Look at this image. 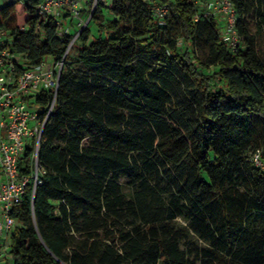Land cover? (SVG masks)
<instances>
[{
  "label": "trees",
  "instance_id": "obj_1",
  "mask_svg": "<svg viewBox=\"0 0 264 264\" xmlns=\"http://www.w3.org/2000/svg\"><path fill=\"white\" fill-rule=\"evenodd\" d=\"M43 1L0 9L18 71L79 32L66 10L41 19ZM76 1L89 21L42 131L45 173L10 213L11 264H264V0H230L235 51L208 0Z\"/></svg>",
  "mask_w": 264,
  "mask_h": 264
},
{
  "label": "built area",
  "instance_id": "obj_2",
  "mask_svg": "<svg viewBox=\"0 0 264 264\" xmlns=\"http://www.w3.org/2000/svg\"><path fill=\"white\" fill-rule=\"evenodd\" d=\"M93 8L94 5L92 11ZM63 10L77 20L79 32L71 40L61 59L45 58L29 70H17L19 57L11 52L8 35L0 28V239L4 244L10 239L9 252L0 245V260L10 258L11 238L16 227V222L10 215L12 208L22 201L29 185L32 186V194L34 193L40 177L45 173L38 160L42 131L54 106L65 56L81 29L88 23V20L85 22L82 18L81 2L76 0H44L37 14L42 19L49 15L59 16ZM167 11L166 6H161L155 9V14L161 19ZM204 15L220 18L225 26L222 38L235 51L238 36L235 12L230 0H208ZM38 28L39 25L37 30ZM25 29V26L19 28L20 31ZM62 33L63 31L60 35ZM44 91L52 92L53 98L50 104L42 108L36 99ZM37 105L39 107L35 108ZM28 150L29 171L24 173V156ZM251 162L264 171V159L260 151L252 154Z\"/></svg>",
  "mask_w": 264,
  "mask_h": 264
},
{
  "label": "rangeland",
  "instance_id": "obj_3",
  "mask_svg": "<svg viewBox=\"0 0 264 264\" xmlns=\"http://www.w3.org/2000/svg\"><path fill=\"white\" fill-rule=\"evenodd\" d=\"M13 1H16V0H0V9L3 8V7H5L6 5H8L9 3L13 2ZM18 1H20V0H18ZM83 5H84V4H83ZM93 5H94L93 2H91V4H89V5H87L88 10H89V8H90V10H91L92 7H93ZM63 14H64V13H63ZM63 14H62V15H63ZM85 15H87V11H86L85 13H82V17L85 18ZM86 21H87V19L85 20V22H86ZM61 23H63V27H64V28L68 27V31L70 30V32H74L75 30L80 29V27L77 26V20L74 19L73 17L69 16V15H66V16L64 17V19L61 18ZM223 26H224V25H223V22H222V26H221V28L218 27L219 32H220L221 34L223 33V30L225 31V27H224V29H223ZM97 28H98L97 25H95L93 22L90 23V25H89V29H90V31H91V33H92L93 36H96V35H97ZM78 48H79V42L76 41V42H74V44H73L72 47L70 48V52H69V54L73 55L74 58H75V53L77 52ZM46 60H49V57H47ZM50 61H51V60H50ZM75 65H76V66H79L77 63H76ZM38 107H39V105H37L35 108H38ZM14 231H15V229H14ZM0 245H2L1 248H5V247H6V248H7V252H9L10 239H8V240L5 242V244H4V241L0 239ZM7 256H8V254L6 255V257H7ZM4 257H5V255H4ZM6 263L11 264V260H10L9 257H7V258H2V259L0 260V264H6Z\"/></svg>",
  "mask_w": 264,
  "mask_h": 264
},
{
  "label": "crops",
  "instance_id": "obj_4",
  "mask_svg": "<svg viewBox=\"0 0 264 264\" xmlns=\"http://www.w3.org/2000/svg\"><path fill=\"white\" fill-rule=\"evenodd\" d=\"M62 14H63V13L61 12V13H60V16H61V17H62V16L64 17V14H63V15H62ZM67 28H68V27H67ZM69 31H70V30H69Z\"/></svg>",
  "mask_w": 264,
  "mask_h": 264
},
{
  "label": "water",
  "instance_id": "obj_5",
  "mask_svg": "<svg viewBox=\"0 0 264 264\" xmlns=\"http://www.w3.org/2000/svg\"><path fill=\"white\" fill-rule=\"evenodd\" d=\"M94 5H95V4H94ZM88 21H89V20H88ZM88 21H87V22H88Z\"/></svg>",
  "mask_w": 264,
  "mask_h": 264
}]
</instances>
